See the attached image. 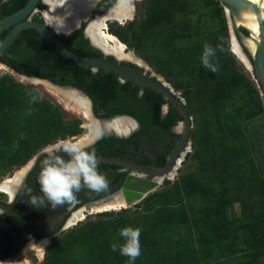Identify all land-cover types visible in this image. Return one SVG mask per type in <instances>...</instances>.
I'll return each instance as SVG.
<instances>
[{"label": "trees", "instance_id": "16d2710c", "mask_svg": "<svg viewBox=\"0 0 264 264\" xmlns=\"http://www.w3.org/2000/svg\"><path fill=\"white\" fill-rule=\"evenodd\" d=\"M1 1L0 18L20 9L28 0ZM189 2L190 0H147L138 12L134 38L139 43H146L147 47H163L168 53V63L184 62L183 68L188 77L185 83L177 82L176 86L180 88L182 85L186 89L192 87V93L195 92L199 98L194 109L196 125L194 130H191V140L198 166H209L211 169L209 185L212 178V181H222L223 190L218 192V196L226 203L240 201L242 198L246 204L253 201L259 203L260 198L264 196V177L259 174L251 152L238 137V132L242 118H253L264 110V98H260L256 86L236 68L234 59L226 51L228 28L221 2L203 1L207 8L206 11H201L205 25L200 23V19L191 18ZM7 31L8 28L0 31V40ZM242 31L245 32L243 29ZM63 41L69 50L78 55H98L95 50L85 48L87 41L78 33L63 38ZM178 41H181V46ZM205 44L216 49V55L213 57V63L218 65L216 73L205 69L201 63ZM5 54L0 55V61L16 72L46 78L57 84L77 86L84 89L94 101L103 99L105 102L118 90H127L126 86L130 85L129 81L124 85L120 84L118 76L112 72L90 74L84 66L58 54L33 28L20 31L7 47ZM19 86L9 75L0 76L2 167L23 163L52 140L61 123L64 126L60 113L50 103L37 97L33 89L25 95ZM135 88L137 87L131 90L134 94ZM187 92L186 96L192 99L191 92ZM243 94L249 98L248 102ZM144 98L149 102L144 99L139 102L151 113L154 121H158L160 106L166 101L165 98L151 89L145 91ZM168 113V119L163 122L169 129L181 120L182 115L174 106L170 107ZM178 137L179 135L176 136L177 139ZM108 138L110 139L108 135L103 137L104 140ZM174 144L175 141L172 145ZM172 148L173 146H170L169 151L162 156L161 164H164ZM195 174L191 173L190 178L175 181L167 188L148 195L150 210L142 216V221L129 223L128 226L141 229L140 256L150 264H157V255L172 261H178L179 258L181 263L188 264H191L192 257L205 261V249L208 246L202 243L198 235L190 232V226L180 229L181 223L195 216L191 207L189 208V197L197 196L200 190L199 182H194ZM196 179L198 181L197 177ZM191 185L193 187H190ZM213 212L215 213L214 210ZM243 213L246 214V211ZM211 214L212 211L209 215ZM212 223L217 224V220ZM212 223L207 224V235L211 233ZM126 225L122 217L88 220L62 232V235L53 239L46 255V264H119L121 255L119 251L111 250V244L116 241L123 243L119 230ZM171 229L172 234H179V230H183L189 235V242H186L185 247L178 246L179 252L169 251L172 240L167 236V232ZM183 231L181 235L176 236L177 239L182 240ZM115 235L118 240L113 241ZM163 238H169L171 243L167 244ZM228 248L227 245L226 252H222L219 261L223 257L227 259L231 256ZM73 251L82 253L74 256ZM63 255L70 256L59 261L58 257ZM141 257L137 258L135 264H145Z\"/></svg>", "mask_w": 264, "mask_h": 264}, {"label": "rangeland", "instance_id": "374dc122", "mask_svg": "<svg viewBox=\"0 0 264 264\" xmlns=\"http://www.w3.org/2000/svg\"><path fill=\"white\" fill-rule=\"evenodd\" d=\"M146 1L147 0H134L133 4L135 15L133 16L132 20H127L122 24L112 19L105 20L104 22L106 26H108V30L118 36L126 44V53L132 51V53H134L137 58L142 59L144 63L147 64L155 74L161 76L174 89V91L178 92L179 95L184 99L185 104L188 107L189 113L192 117V129L194 130V127L196 125V112H194V109L196 107V104L198 105L199 98H197L195 92L192 93V87L186 89L185 86L182 85L180 88L176 86L177 82L185 83L188 77L183 68L184 62L177 61L174 63H168V53L163 47L159 45L155 47H147L146 43H139L134 38V26H136L138 22V12L140 8L146 3ZM203 1L204 0H190L189 10L190 16L193 20L200 19V23L205 25V21H203L202 19L203 15H201V11L203 9H205L206 11L207 8L205 7ZM220 6H222L224 16H226V7L222 3H220ZM262 7L264 8V2H262ZM34 15L35 18H38V20H40V16L35 13ZM194 39L195 38H193V40ZM154 45H157V43H154ZM178 45L181 46V41H178ZM232 46V39L228 32V40L225 45L227 53L234 59L236 68L239 71H242L256 86L259 91L260 98L263 99L258 85L253 77V74L248 69V66L233 52ZM4 75H9L15 84H19L22 93L28 95V91L31 92V90L33 89L37 97L46 100L53 108H55L60 113V117L64 122V126H62V123L60 124L59 129H57L56 135L47 145L51 144L52 146H54L57 143H61L62 141L68 139L79 140L81 137H86V134L89 133L91 127L88 120H86L80 113L68 110V108L66 109L64 104L59 99H57L53 93L46 89V87L42 83H33L27 81L26 79H22L24 80L22 81L20 80V78H18V75H12L11 73H9V71H0V76ZM187 91L191 92L190 94L192 99H189L186 96V93H188ZM244 97L246 99V102H248L249 98L246 95ZM239 131L240 132H238V137L240 138V140L245 142L246 146L251 152L259 174L264 177V110L253 118H242ZM2 166L3 165L0 158L1 181L6 179L7 177H10L14 172L13 170L18 167V165L9 167ZM194 172L196 173L195 176L198 178L197 181L195 177L194 182H199V191L201 192V194H199L200 192L198 191L197 196H193L191 198L189 197V200H191L189 208L191 207L195 216L193 218L191 217L187 222L181 223L180 229H183L185 226H190V232L192 231V234H195L196 236L198 235L202 243L208 247L205 249L206 258L204 262H202V260L198 261L197 259H195V257H192L190 258V263L264 264V196L260 198L259 203L253 201L250 204H246L244 203L243 198L240 201L226 203L218 196V192H221L223 190L221 188L222 181H212V178L209 185L211 169L209 168V166H198V161L196 156L194 155V148L192 146V143L189 151L184 155V158L179 163L174 177H170L169 179L165 178L157 188L148 193L144 198L136 201L130 206L119 210L89 213L85 218L77 221L74 225H70L69 227L60 231V233L55 237L62 235V232L69 231L75 226L88 220L113 219L122 217L127 223L126 226H128L130 222H140L142 221V216L150 210V208L148 207L150 203L147 200L148 195L155 191H161L167 188L175 181H181L188 177L190 178L189 175ZM190 187L193 186L191 185ZM213 210L215 211V213L213 212ZM244 210L246 211V214L243 213ZM210 211H212L211 215H209ZM252 215H255V217H251ZM257 215H259V217ZM215 220H217V224L212 223ZM208 223H212V227L210 229L211 233H208L209 235L206 234ZM225 223L227 225H225ZM168 231L169 232H167V236L172 240V244L170 246L171 248L169 251L179 252L178 249L180 248L178 246L182 245L183 247H185L186 242H189V235L186 234L183 230H179V234H172V229ZM181 231H183L182 240H180V238L177 239L176 237L177 235L182 234ZM55 237H51L47 240L49 244L44 249L43 257L41 259L38 257L35 251L36 247L34 249L31 246L27 248L25 254L23 253L21 255L22 258L27 259L30 264H46V255ZM114 237L113 241L118 240L116 235ZM169 238H163V241L167 244H170L171 242L169 241ZM116 243H120V241H116ZM227 245L229 247L228 251L231 253V256H229L227 259L226 257H223L222 260L219 261L218 259L222 255V252H226ZM73 253H75L74 256H78L81 255L82 252L73 251ZM65 256L67 257H64V255L62 257H58V260L60 261L61 259H63V257L65 259H68L70 255ZM141 259L144 260L145 264H150L148 260H145L142 257ZM155 260L157 264L186 263H181V261H179V258L178 261H172L171 259L165 260L162 259V256L160 255H157ZM118 262L119 264H129L128 258L122 255L121 259ZM102 264L105 263L102 262Z\"/></svg>", "mask_w": 264, "mask_h": 264}, {"label": "flooded vegetation", "instance_id": "af4514ba", "mask_svg": "<svg viewBox=\"0 0 264 264\" xmlns=\"http://www.w3.org/2000/svg\"><path fill=\"white\" fill-rule=\"evenodd\" d=\"M50 1L51 0H40L28 17L32 20L44 21L45 17L43 11L52 10ZM96 1L88 21L83 23L82 27L72 31L67 36L62 35V40L63 38L78 33L87 41V47L85 48L93 49L98 53L97 56L88 57L104 58L125 68L143 72L144 69L134 60L127 59L124 56L117 55V57L111 52L112 49L101 41L96 33V28L98 24L101 23H97L92 27V34L99 44L94 43L91 36L88 35V37L91 38L86 37L87 26L90 22L94 20L98 21L102 16H105L119 0ZM133 2L134 0H132V4ZM102 7H104V9L100 10ZM34 13L40 16V20L34 17ZM108 19L116 20L121 24L127 21L124 20L121 22L115 17L107 18L106 20ZM6 49L0 55H6ZM104 51L110 54H105ZM124 53L127 54L126 52ZM85 68L89 70L90 74H95L97 72L100 74L112 72L101 67L96 69L91 67ZM117 76V80L120 84L124 85L127 83L128 80L122 79L119 75ZM74 87L80 89L89 97L91 100L92 112L96 117L105 119L120 116L125 117L127 122L130 120L127 124L129 129V134L127 136H119L114 133L103 134L94 142L89 143L88 151L94 149L97 156L118 157L147 167H163L166 164L169 155L181 137V133L175 130L178 121L169 129L163 122L168 119V112L170 107L174 106L173 104L165 99L166 101L160 106L158 115L159 120L154 121L151 113L139 102V100L142 101V99L147 100L144 98L145 91L150 88L141 87L130 82V85L126 86L127 90L121 88L114 96H111L104 102L103 99L94 101L84 89L77 86ZM134 87H137L135 88V94L131 91L134 90ZM102 101L104 102L103 104H101ZM174 107L177 108L176 106ZM104 135L110 136V139L104 140ZM177 135H179L178 139L176 138ZM174 141L175 144L172 145ZM170 146H173V148L167 154L164 164H161L162 156L169 151ZM41 149V153L36 158L32 159ZM35 154L26 159L23 163L15 164L16 166L18 165V167L13 170V174L3 181L0 180V186H4L7 189L5 192L0 191V202H8L10 204L9 207L0 205V261L11 259V263L25 264L28 262V260L22 258L21 255L26 253L25 251L29 246L34 249L36 247L35 251L37 253L39 246L60 233L74 212L82 209L87 203L99 200L118 190L126 175L132 171L131 168L118 163L98 161V172L104 175L109 182L107 190L97 192L83 187L75 194V199L72 202H65L62 205L53 207L45 198L43 205L34 206L31 204L33 196L43 198L38 182L42 161L52 154L62 156L65 160L70 158L63 152L62 143H57L54 146L51 144L45 145L37 150ZM17 209L31 211L22 212Z\"/></svg>", "mask_w": 264, "mask_h": 264}, {"label": "water", "instance_id": "95a60500", "mask_svg": "<svg viewBox=\"0 0 264 264\" xmlns=\"http://www.w3.org/2000/svg\"><path fill=\"white\" fill-rule=\"evenodd\" d=\"M8 1L2 0L1 2ZM40 0H28L23 7L20 9L5 15L0 18V31L7 29L8 31L4 37L0 40V54L10 46V44L15 40L16 36L25 28H33L40 36L61 56L73 61L74 63L96 69L101 67L103 69L112 71L119 75L122 79H126L138 86L150 88L161 93L163 97L176 106L181 115L182 119L178 121L175 126V130L181 133V137L177 142L176 146L169 155L166 164L163 167H147L143 165L136 164L132 161L121 159L118 157L110 156H97L100 162H113L118 163L128 168L132 171L128 173L118 190L112 194L103 197L99 200L87 203L82 209L76 212H89L93 208L99 207L104 204L121 203L125 207L132 205L136 201L144 198L148 193L157 188L165 178L174 177L176 169L179 163L184 158V155L189 151L191 147V130H192V117L186 107L184 99L179 95L174 89L159 75L155 74L151 68L140 58H137L138 62L144 70L143 72H137L128 68H125L115 62L106 60L104 58L88 57L78 55L67 48L62 40V35H68L72 31L82 27L83 23L87 22L91 16L92 9L97 2L96 0L90 5L86 16L80 18L75 25L65 30H57L51 23L44 21L32 20L28 16L36 7ZM226 7V23L228 32L234 42L236 51L238 55H242L244 60L248 63V69L253 74V77L258 85L260 93L264 98V17L262 15L259 7L247 0H218ZM251 7L255 13V20L257 25V31L250 29L248 26L240 22V17L242 11L247 7ZM52 10H44L43 13H51ZM245 30V32L242 31ZM88 37V34H85ZM91 38V37H88ZM92 42V40H91ZM93 43V42H92ZM94 44V43H93ZM104 50V49H103ZM105 52V51H104ZM105 54H110L105 52ZM0 65L6 67L13 74L18 75L20 79H26L27 81L33 83H42L45 87H52L54 89H67L74 91L85 98L86 106L85 110L88 115L98 121V122H110L115 119H125V117H113L101 119L96 117L91 109V100L89 97L82 92L80 89L71 85H61L54 83L46 78H40L36 76H29L23 73L16 72L14 69L9 67L6 63L0 61ZM148 72V74H147ZM47 88V87H46ZM166 107V105H165ZM164 107V109H165ZM116 134L127 136L129 134V129L121 133L116 132L114 129L111 130H101L99 135H96L89 143L94 142L103 134ZM87 144V143H86ZM42 149L33 156L32 159L36 158ZM0 205L9 207L8 202H0ZM14 208V207H13ZM34 209V208H33ZM22 212H28L31 210L17 209ZM74 212V213H76ZM73 213V214H74ZM72 217L66 222L64 228L74 225ZM61 230V231H62Z\"/></svg>", "mask_w": 264, "mask_h": 264}, {"label": "bare ground", "instance_id": "6f19581e", "mask_svg": "<svg viewBox=\"0 0 264 264\" xmlns=\"http://www.w3.org/2000/svg\"><path fill=\"white\" fill-rule=\"evenodd\" d=\"M95 0H51V9L52 12L44 13V17L47 22L51 23L57 30H65L69 29L73 25L77 23V21L86 16L90 5ZM256 4L262 12L264 17V8L262 7V2L264 0H247ZM247 6V5H246ZM134 16V7L132 4V0H119L117 4L112 7L105 16H102L98 21L94 20L90 22L87 26V34L92 37L94 43H98L95 36L92 34V27L98 24L96 28L97 36L101 39L103 43L108 45L112 49V53L116 56H124L127 59H131L137 61V57L130 51L129 53L125 54L124 52L127 50L126 44L114 33L109 31L105 24V20L107 18H117L119 21L123 22L124 20H132ZM101 21V22H99ZM240 22L244 25L248 26L250 29L257 31V25L255 20V13L253 9L247 6L241 13ZM99 44V43H98ZM232 49L233 52L248 66V63L242 58V55H238L236 51V47L234 46V42H232ZM124 53V54H122ZM117 56V57H118ZM138 62V61H137ZM249 67V66H248ZM0 71H9L3 65H0ZM12 75H14L11 71H9ZM19 78V77H18ZM22 80V79H20ZM24 81V80H22ZM51 93L55 95L57 99H59L65 106V108L71 111H75L80 113L86 120H88L90 124V131L86 134V137H81L79 141L81 142H90L101 130H111L114 129L116 132L121 133L128 129V122L125 119H115L113 121L107 122H98L92 119L88 112L85 110L86 101L78 93L67 90V89H54L52 87L46 86ZM85 139V140H83ZM0 191H7V189L3 186H0ZM134 204V203H133ZM125 208V206L121 203H112V204H104L99 207L93 208L92 211L89 212H76L72 215L73 222H77L82 220L87 216V214L92 212H108L112 210H119ZM49 244L48 241H45L39 248L37 249V255L41 259L43 257V251ZM0 264H11V260L0 261ZM25 264H30L26 262Z\"/></svg>", "mask_w": 264, "mask_h": 264}, {"label": "clouds", "instance_id": "9594fccd", "mask_svg": "<svg viewBox=\"0 0 264 264\" xmlns=\"http://www.w3.org/2000/svg\"><path fill=\"white\" fill-rule=\"evenodd\" d=\"M215 55L216 49L205 44L200 58L201 63L205 69L213 73L218 71V65L213 63ZM61 143L63 152L70 158L65 160L62 156L52 154L42 161L38 182L43 198L33 196L31 204L34 206L43 205L45 198L53 207L72 202L75 194L83 187L97 192L108 189L107 178L98 172L95 150H87L89 144L72 139ZM119 235L123 243L113 242L111 250L119 251L120 255L128 258L129 264H134L141 255V229L126 226L119 230Z\"/></svg>", "mask_w": 264, "mask_h": 264}]
</instances>
